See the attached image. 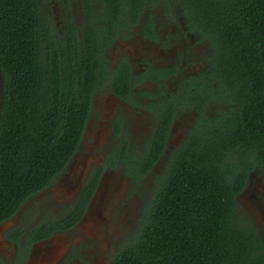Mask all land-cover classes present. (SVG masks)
<instances>
[{
	"label": "trees",
	"instance_id": "1",
	"mask_svg": "<svg viewBox=\"0 0 264 264\" xmlns=\"http://www.w3.org/2000/svg\"><path fill=\"white\" fill-rule=\"evenodd\" d=\"M42 1L0 0V222L64 171L82 138L100 69L95 27L83 45L72 24L61 35L41 14ZM154 1L101 3L113 29L120 17L137 20ZM176 1L213 41L205 80L229 103L228 118L213 125L200 114L205 125L169 157L133 234L108 264H264V242L235 200L250 171L264 172V0ZM151 147L130 160L136 178L161 155L164 137L158 134ZM98 176L70 216L47 229L81 218Z\"/></svg>",
	"mask_w": 264,
	"mask_h": 264
},
{
	"label": "flooded vegetation",
	"instance_id": "2",
	"mask_svg": "<svg viewBox=\"0 0 264 264\" xmlns=\"http://www.w3.org/2000/svg\"><path fill=\"white\" fill-rule=\"evenodd\" d=\"M42 2L41 14L58 33L64 35L72 24L82 45L87 32L95 27L100 69L82 138L64 171L25 200L10 218L0 222V264H86L83 247L92 238L91 232L86 237L84 229L101 225L103 204L115 200L117 180L108 179L110 174L130 172V160L142 159L151 151L159 134L164 137L161 155L148 172L136 178L139 183H156L169 157L184 146L200 124L205 125L200 114L207 116L213 125H219L228 118L230 105L219 98L221 93L215 84L209 83L208 87L205 80L215 54L213 41L185 16L179 1L150 2L140 10L137 20L120 17L113 29L105 19L101 0L64 3L48 0L46 3L58 10L49 19ZM123 153L129 157L127 162L121 160ZM98 174L95 190L81 218L62 230L47 229L50 223H61L70 216ZM105 176L107 180L101 190L104 197L90 207ZM52 185L65 192L60 203H54L58 206L55 208L45 197ZM235 200L247 224L255 228L264 242V234L254 220L260 215L264 224V172L257 167L250 171ZM136 217L135 227L139 222V216ZM39 225H45L47 230L37 228ZM75 238L71 249L70 243ZM50 242L54 243V249L47 246ZM61 244L66 245V252L59 256ZM119 246L118 243L114 256ZM111 259L99 264H108Z\"/></svg>",
	"mask_w": 264,
	"mask_h": 264
},
{
	"label": "rangeland",
	"instance_id": "3",
	"mask_svg": "<svg viewBox=\"0 0 264 264\" xmlns=\"http://www.w3.org/2000/svg\"><path fill=\"white\" fill-rule=\"evenodd\" d=\"M46 2L47 0H44L42 6L46 7L45 12L49 19L50 17L56 16L58 10ZM78 160L79 162L80 160L82 161L80 155ZM110 178H116L117 180L115 200L103 204L101 211L103 219L101 220V225H96L92 229H88V226H86L84 229L86 230L84 232L86 237H88L87 232H91L92 238V241L89 244L85 243L83 247L86 249L83 255V261L86 264H95L96 262H98L96 264L106 263L114 256L118 243L121 246L133 234L135 224L138 221L136 216H139V219L142 217L152 189L154 188L152 186L154 184L151 185L145 181L144 183H139L135 175L127 170L125 172L115 171L110 174L108 179ZM104 180H107V176H105ZM107 189L108 185L104 189L105 197ZM46 192L45 197L47 201L51 202V208L58 207L54 203H60L59 201L64 197L65 192H63V189L57 185H52ZM100 199L97 201V204L101 201ZM247 208L250 209L251 207ZM254 220L257 221L256 224L260 226L259 229L264 234V224L261 216L257 215V218ZM76 239L73 243H70L71 249L74 248ZM64 249H66V245L61 244L59 250H57V254L60 256V254L66 252ZM88 251H92L90 255H87Z\"/></svg>",
	"mask_w": 264,
	"mask_h": 264
},
{
	"label": "water",
	"instance_id": "4",
	"mask_svg": "<svg viewBox=\"0 0 264 264\" xmlns=\"http://www.w3.org/2000/svg\"><path fill=\"white\" fill-rule=\"evenodd\" d=\"M104 179H103V184H102V186H101V184H100V187H101V189H99L98 190V192H99V195H98V197L95 199V200H93V202L91 203V206L90 207H94L96 204V201H98L100 198H102V187L104 186ZM91 209V208H90ZM47 246H49L50 247V249H54V247H55V245H54V243H52V242H50V243H48L47 244Z\"/></svg>",
	"mask_w": 264,
	"mask_h": 264
}]
</instances>
